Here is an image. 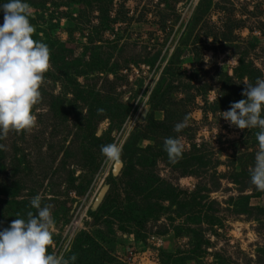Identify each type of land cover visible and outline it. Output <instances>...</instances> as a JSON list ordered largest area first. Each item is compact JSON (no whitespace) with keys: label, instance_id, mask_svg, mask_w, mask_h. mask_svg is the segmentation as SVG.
Listing matches in <instances>:
<instances>
[{"label":"rangeland","instance_id":"rangeland-1","mask_svg":"<svg viewBox=\"0 0 264 264\" xmlns=\"http://www.w3.org/2000/svg\"><path fill=\"white\" fill-rule=\"evenodd\" d=\"M27 3L49 69L36 126L0 139V228L35 214L39 194L48 251L69 264H264L258 129L222 118L264 79V0ZM167 137L183 147L175 162Z\"/></svg>","mask_w":264,"mask_h":264},{"label":"clouds","instance_id":"clouds-1","mask_svg":"<svg viewBox=\"0 0 264 264\" xmlns=\"http://www.w3.org/2000/svg\"><path fill=\"white\" fill-rule=\"evenodd\" d=\"M29 7L27 0L0 3V139L9 131L29 132L36 126L33 106L41 98L39 88L49 69L47 44L32 38L34 26L29 22ZM244 84L241 95L246 98L230 102L222 118L239 129H258L255 137L259 150L254 156L250 182L256 190L264 191V79ZM186 121L187 116L173 130L180 132ZM163 148L171 162L183 151L180 141L173 137L164 139ZM121 151L116 143L100 147L105 160L112 162L120 159ZM29 203L35 214L28 211L26 218L17 215L8 227L0 228V264H69L62 256L48 251L54 226L51 206H42L39 194ZM70 259L74 261L75 256Z\"/></svg>","mask_w":264,"mask_h":264},{"label":"water","instance_id":"water-1","mask_svg":"<svg viewBox=\"0 0 264 264\" xmlns=\"http://www.w3.org/2000/svg\"><path fill=\"white\" fill-rule=\"evenodd\" d=\"M146 113H147V109H145V110L143 111V113H142V117H141L142 120H144ZM117 167H118V164L115 165V169H116ZM116 171H117V170H116ZM106 189H107V187H105V189H103V190L100 192V194H99V196H98V198H97V201H96V204H95V205H97V204L101 201V199L103 198V196H104V194H105V192H106Z\"/></svg>","mask_w":264,"mask_h":264},{"label":"trees","instance_id":"trees-1","mask_svg":"<svg viewBox=\"0 0 264 264\" xmlns=\"http://www.w3.org/2000/svg\"><path fill=\"white\" fill-rule=\"evenodd\" d=\"M132 171H134L133 170V168L131 167V166H129V168H127V171L126 172H129V175L132 173L133 174V172ZM128 174V173H127ZM132 176V175H131ZM133 177V176H132ZM170 188H171V186H169ZM169 188V189H170ZM26 201V200H25ZM19 205V204H18ZM19 208H21V207H19ZM21 210V209H20Z\"/></svg>","mask_w":264,"mask_h":264}]
</instances>
